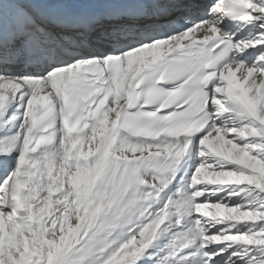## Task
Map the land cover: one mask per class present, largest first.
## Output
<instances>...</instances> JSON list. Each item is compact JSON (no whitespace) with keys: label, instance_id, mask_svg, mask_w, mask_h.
<instances>
[{"label":"snow or ice","instance_id":"1","mask_svg":"<svg viewBox=\"0 0 264 264\" xmlns=\"http://www.w3.org/2000/svg\"><path fill=\"white\" fill-rule=\"evenodd\" d=\"M0 264H264V0H0Z\"/></svg>","mask_w":264,"mask_h":264}]
</instances>
